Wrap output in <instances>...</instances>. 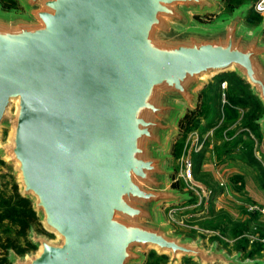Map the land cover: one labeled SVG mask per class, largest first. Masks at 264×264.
I'll return each instance as SVG.
<instances>
[{
    "label": "water",
    "instance_id": "95a60500",
    "mask_svg": "<svg viewBox=\"0 0 264 264\" xmlns=\"http://www.w3.org/2000/svg\"><path fill=\"white\" fill-rule=\"evenodd\" d=\"M15 1L0 3V157L46 234L30 228L34 251L8 261L143 264L155 249L169 264L262 263L161 216L191 199L168 150L206 79L233 71L264 109V19L242 24L253 4L208 23L220 0Z\"/></svg>",
    "mask_w": 264,
    "mask_h": 264
},
{
    "label": "rangeland",
    "instance_id": "374dc122",
    "mask_svg": "<svg viewBox=\"0 0 264 264\" xmlns=\"http://www.w3.org/2000/svg\"><path fill=\"white\" fill-rule=\"evenodd\" d=\"M238 1L253 4L257 0H220L214 14H207L198 19L202 22H215L224 16L230 15L232 9L240 5ZM0 3L3 7L10 9V7H7V0H0ZM248 16L242 24L249 29H253L264 19V14L258 13L255 10L250 11ZM262 40L264 41V32ZM218 74L206 79L198 92L199 100L197 108L184 118L179 127L178 134L172 136L170 140L168 150L170 156L167 160V165L168 169L172 170V185L180 192H185L186 186H191L192 188L189 190L192 191L190 193L192 199L183 201L178 205V209L172 218L168 211L169 204L162 206L161 216L170 226L172 233L179 234L183 238L196 239L200 237L206 247L213 241H217L218 246L229 253L240 252L242 253V258H256L264 263V240L259 236L257 238V222L251 223L252 225H256V228H253L254 226L250 223L238 221V218L234 219L233 215L230 216L227 213L228 209L218 207V204L225 207L227 205L226 202L217 201V196L221 193L225 194V196L227 194L234 196L229 187L235 188L239 192L240 188L237 187L239 184L237 182H235L236 184L233 183V188L232 181L230 180L232 175L227 176L225 172L227 167L225 168V166L228 163V159L235 158L232 156L240 149L238 143L242 141L248 142L246 136L239 137V134L244 131L251 133L248 129L249 126L245 127L242 124L248 121V117L252 112L256 113L257 110L259 114L263 108L259 104L260 107L257 106L258 101L253 97L249 98V102H253L252 104L255 106H249L245 102L242 104L243 102L241 101L244 100L248 92L246 89L249 90L248 83L242 79V81L238 80L234 76L233 71L228 70L225 72L227 80L223 88L221 87V82L224 80L219 83V88L217 87L216 76ZM237 85L240 86L239 90L243 91L240 94L243 97L239 95L236 98L234 90ZM228 97L234 99L231 102V107L235 108H227ZM233 104L236 105L233 106ZM209 121L213 122V124L209 125ZM7 135L8 130L1 129L0 141H5ZM251 136L253 137L252 134ZM192 141L193 146L191 149L197 148V151H192L191 158L193 159L194 154L197 153H201V157L197 165L198 169L195 170L194 165L192 166L193 179L191 183L185 182L182 177L180 170L181 163L178 159L183 150L190 147ZM231 142H237V146L228 153L226 148ZM199 144H201L200 148ZM251 147L254 151V147ZM255 149L258 151V148ZM260 163L264 165V155L260 159ZM203 164L210 166L212 174L202 171L199 173ZM220 182L223 184L220 185ZM16 192H18L17 176L13 174V166L0 157V213L7 214L11 211L18 212L20 210L18 205L15 204ZM247 206L248 204L245 207L246 210ZM232 207L238 215L244 212L235 207V205ZM254 216L256 215L254 214ZM258 217L260 218L261 216H257L256 219ZM30 228L39 233H45L38 221L31 222L25 232L20 231L18 225L6 216L0 221V264H5L2 259L7 257L8 249L15 251L19 255L34 251L27 244L28 241L30 242L28 239ZM262 231L264 234V228ZM251 236L255 237L251 238ZM48 237L53 238L50 235ZM255 242L263 244V249H260L259 252L257 251L258 244ZM143 264H169V259L166 254H159L155 249H148L144 253ZM174 264L198 263L193 259L180 257L179 261Z\"/></svg>",
    "mask_w": 264,
    "mask_h": 264
},
{
    "label": "trees",
    "instance_id": "16d2710c",
    "mask_svg": "<svg viewBox=\"0 0 264 264\" xmlns=\"http://www.w3.org/2000/svg\"><path fill=\"white\" fill-rule=\"evenodd\" d=\"M238 3L241 5V4H243V3H248V2H241V1H238ZM16 4H17V2L15 1V0H7V7H10V8H16ZM252 4V3H251ZM239 5V6H240ZM233 10V9H232ZM253 10V8L250 10V11H252ZM249 11V12H250ZM248 12V13H249ZM247 17H249L248 15H247ZM251 18V17H250ZM234 73V72H233ZM234 76L238 79V80H240V81H242L241 80V78H239L235 73H234ZM236 79V80H237ZM222 80H224V81H226L227 80V77H226V74H225V72H223V73H221V74H218V76H216V82H217V87L219 88V83L222 81ZM237 80V81H238ZM239 87L240 86H236V88H235V92H234V94H235V96H236V98L243 92V91H241V90H239ZM248 87H249V85H248ZM246 91H248L247 92V95H246V92H245V97H244V100L243 101H241V102H243L242 104H244V102L245 103H247L249 106H255V105H253L251 102H249V98H251V97H253V98H256V101H258L257 102V106H261L262 107V105H261V103L259 102V100L257 99V97H255L254 95H252V93H251V91H250V89L248 90V89H246ZM240 96H242V95H240ZM243 97V96H242ZM233 100L234 99H231L230 97H228V100H227V102H228V109L229 108H232L231 107V105H232V103L231 102H233ZM259 104V105H258ZM234 105H236V104H233V106ZM238 106V105H237ZM259 106V107H260ZM233 108H235V107H233ZM232 108V109H233ZM263 108V107H262ZM194 111V110H193ZM193 111H191V112H193ZM263 112H264V109L262 110V112L261 113H259L258 114V111L256 110V113L254 112H252L250 115H249V117H248V121L246 122V123H244V124H242V125H244L245 127H251V128H249L248 127V129L251 131V133L249 132H242V133H240L239 134V137H241V136H246L247 137V139H248V142H240V143H238V146H240V149L238 150V152L236 153V154H234L232 157H235V158H238V159H241V160H243V161H245L246 163H248V164H250V165H252L255 169H256V171L258 172V177L260 178V181H261V183H262V185H264V166L260 163V161L254 156V153H253V148L251 147V146H253L254 147V140H253V138L251 137V134L253 135V137H254V139H256L257 140V138L259 137V135H260V133H261V131H260V129H259V126L257 125V123H256V120L263 114ZM190 112H188L187 114H186V116L189 114ZM185 116V117H186ZM184 117V118H185ZM184 118L182 119V121L184 120ZM182 121H181V123H182ZM181 123H180V125H181ZM210 124H213V122H211V121H209V125ZM253 133H255V134H253ZM258 136V137H257ZM235 141H236V139H235ZM237 142H231L230 144H229V146H227V150H228V153H229V151L232 149H234L237 145ZM226 147V146H225ZM200 157H201V153H197V154H194V156H193V159H192V161H193V165H194V169L195 170H197L198 168V163H199V161H200ZM240 179H241V177L240 176H238V175H232L231 177H230V180L231 181H234V182H238V181H240ZM238 188H241L242 187V183H241V186H237ZM15 196H16V200H15V204L16 205H18V207L20 208V210L18 211V212H15V211H11V212H8L9 213V215H8V213L7 214H3V213H0V221L6 216L7 218H9L10 220H13L17 225H18V227H19V230L20 231H22V232H25V231H27V229H28V227H29V224L31 223V222H35V221H38V219H37V217H36V215H35V212L32 210V207H31V203H30V201L28 200V199H26V198H23L22 196H20V194L18 193V192H16L15 193ZM191 199H192V197H191ZM0 206H1V203H0ZM253 217H254V215H252ZM255 218V217H254ZM244 223H247V222H244ZM248 224V223H247ZM258 228H259V226H258ZM260 230H259V233H260V236L261 237H263V233L262 232H260L261 231V228H259ZM256 244H258V248H257V251L259 252V250L260 249H263V244L262 243H260V242H255ZM27 244H28V246L30 247V249H35V247L31 244V242H27ZM4 246V245H3ZM246 247V246H245ZM257 247V246H256ZM256 249V248H255ZM7 253H8V250H7ZM241 255H242V253H241ZM4 262H5V264H11L9 261H8V259H7V257H5L4 259H2Z\"/></svg>",
    "mask_w": 264,
    "mask_h": 264
},
{
    "label": "crops",
    "instance_id": "0c3cea01",
    "mask_svg": "<svg viewBox=\"0 0 264 264\" xmlns=\"http://www.w3.org/2000/svg\"><path fill=\"white\" fill-rule=\"evenodd\" d=\"M252 137V136H251ZM253 138V137H252ZM254 156L260 161V159L262 158V156L264 155V133H260L258 139H254ZM258 148V151L257 149ZM260 151V152H259ZM263 154V155H262ZM229 166H228V165ZM226 164L225 168H226V174L227 176H231V175H238L241 177L240 181H238L237 183L239 184V186H241L242 183V187L239 189V192L236 191V189L234 188V184H236L234 181H232V186L234 189H232L231 187H229L232 195L234 196H230V195H226L221 193L220 195L217 196V201H222V202H226V206L223 207L221 205L218 204L219 208H226L227 213L231 216L233 215L234 219L238 218V221H243V222H247V223H254L257 222V226H259V228H261L260 232H263V228H264V218L261 216L260 218L258 217L256 219L257 216H260L256 213L253 212H247L246 210V205L249 203H257L259 205H264V185H262L260 178L258 177V172L256 171V169L246 163L245 161L238 159V158H233V159H228V163ZM262 164V163H261ZM201 170L199 173L202 172H206L208 174H212V169L210 168V166L203 164L201 165ZM264 166V165H263ZM198 173V175H199ZM236 192H235V191ZM233 201V202H232ZM219 203V202H218ZM233 205H235V207H238L240 210L244 211L242 214H236L234 209H233ZM232 213V214H231ZM256 215V216H252V215ZM250 221V222H249ZM251 224V225H252ZM256 225H252L254 226L253 228H256ZM257 229V238L258 236L260 238H262L264 240V235L263 237L260 236L259 230Z\"/></svg>",
    "mask_w": 264,
    "mask_h": 264
},
{
    "label": "built area",
    "instance_id": "2783aa9c",
    "mask_svg": "<svg viewBox=\"0 0 264 264\" xmlns=\"http://www.w3.org/2000/svg\"><path fill=\"white\" fill-rule=\"evenodd\" d=\"M16 7L17 4H16ZM253 10H255L258 13L264 14V0H257L255 3H253ZM226 85V81H222L221 82V87H225ZM193 146V141L191 142V145L189 148L184 149L182 154L179 157V161L181 163V173H182V177L184 178L185 182H191L192 183V179H193V161L191 158V153L196 152L197 148L191 149ZM198 146V145H197ZM201 144H199V148H200ZM220 185H222L223 183L220 182ZM191 186H186V189H184L185 192H188L189 194L192 192ZM191 195V194H190ZM192 197V195H191ZM205 197H207V195H205ZM206 199V198H205ZM182 202L177 203V204H169L168 205V211H169V215L172 218V216L174 215V213H176L177 209H178V205H180ZM247 210L249 212H256L258 213V215L262 216L264 218V205H259L257 203H251L248 204L247 206ZM255 236H251V238H254Z\"/></svg>",
    "mask_w": 264,
    "mask_h": 264
}]
</instances>
